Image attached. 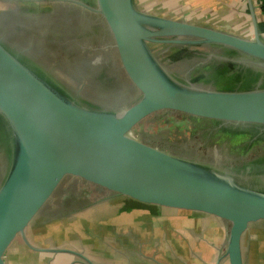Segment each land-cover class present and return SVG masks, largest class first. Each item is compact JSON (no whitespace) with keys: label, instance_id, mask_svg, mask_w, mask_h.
I'll list each match as a JSON object with an SVG mask.
<instances>
[{"label":"water","instance_id":"1","mask_svg":"<svg viewBox=\"0 0 264 264\" xmlns=\"http://www.w3.org/2000/svg\"><path fill=\"white\" fill-rule=\"evenodd\" d=\"M246 2L249 38L143 12L134 0H94L92 8L85 6L105 25L122 73L138 92L122 111L84 105L0 38V116L11 139L0 183V264H8L6 255L17 239L35 252L70 254L94 264L71 249L36 248L25 234L69 178L109 197L214 217L226 226L216 264L222 259L244 264L243 237L264 225V156L232 169L201 161L189 148L190 136L199 133L191 119L248 133L251 143L264 141V35L252 0ZM153 44L214 48L202 54L203 61L226 69L214 83L237 88L211 89L179 79L160 62ZM145 122L160 132L188 135L186 154L138 138L134 131Z\"/></svg>","mask_w":264,"mask_h":264},{"label":"flooded vegetation","instance_id":"2","mask_svg":"<svg viewBox=\"0 0 264 264\" xmlns=\"http://www.w3.org/2000/svg\"><path fill=\"white\" fill-rule=\"evenodd\" d=\"M12 1H25L28 4L42 3L38 5L42 7H45L44 3H47L49 9L45 7L46 9L37 11L32 9L33 7L25 6L26 4H18L7 9L6 13L3 12L0 15V33H3L2 36L10 41V44H6L11 45L10 47L25 60L30 61L63 85L79 101L82 100L84 105L110 110L112 97L126 94L128 98L135 92L138 94L133 87L127 85L128 81L111 48V36L105 25L96 14L86 8H92L94 0H75L86 7L78 5L74 0L69 2L62 0ZM4 16L5 19H1ZM7 28L11 30L8 31ZM194 49H199V53ZM213 50L214 48L208 47L177 46L176 50L171 52V57H168L171 54L168 51L161 52L165 62L161 61L157 54L155 55L163 66L179 79L211 89H236L235 83L231 85L232 87L225 88L217 85L225 68L217 61H203L202 55ZM189 57L195 59L190 60ZM196 59L202 60L203 63L197 64ZM62 76H66L67 81L64 79L66 77ZM186 76L188 78H183ZM209 79L212 80L211 83ZM86 89L89 91L86 92ZM190 123H193L199 132L190 136L191 142L209 147L210 152L204 157L222 167L241 168L244 164L252 163L264 156V141L251 143L252 136L248 133L219 128L217 123L204 120L191 119ZM192 136L199 137L201 144ZM154 144L161 149H168L171 153H178L175 147L168 148L165 145ZM192 147L189 148L191 155L200 157L202 148L196 150L197 146ZM10 153L9 131L4 119L0 116V183L8 169ZM76 188L73 184L66 185L67 193H64L62 198L61 195L59 199H56L58 203L51 211L61 212V210L83 205L89 202L96 192H99L92 186L85 189ZM75 190L78 192L76 193Z\"/></svg>","mask_w":264,"mask_h":264},{"label":"rangeland","instance_id":"3","mask_svg":"<svg viewBox=\"0 0 264 264\" xmlns=\"http://www.w3.org/2000/svg\"><path fill=\"white\" fill-rule=\"evenodd\" d=\"M18 4H26L25 6L33 7L32 9L37 11L49 6L47 3H44L45 8L38 6L42 3L31 2L28 4L25 1L0 0V15ZM135 5L141 11L151 9L147 7V4H142L140 0H136ZM254 7L258 12L257 6L254 5ZM154 10L151 12L158 16L171 17L164 5L155 6ZM184 12L187 17L185 21L191 22L188 21V18L193 14L190 11ZM256 18L262 27L264 22L259 12L256 14ZM1 19H5V16ZM194 24L207 27L210 25L207 21L206 23ZM243 26L241 22L235 23L230 26V29H222L221 31L246 38L251 37V28L243 31L241 30L244 28ZM7 30L10 31L11 28H7ZM2 35L3 33H0V37ZM3 39L10 44L6 37ZM151 48L161 61L165 62L161 52L168 51L171 53L176 50L177 46L153 44ZM194 50L199 53V49ZM169 55L168 57H171L172 53ZM189 58L190 60L195 59L194 57ZM196 60H198L197 63L201 64V60ZM183 78H188V76ZM64 79L67 81V77ZM210 81L212 80L209 79ZM127 85L131 87L129 83ZM127 96L125 94L124 96L112 97L110 100L112 109L122 111L137 99L138 94L135 92L128 98ZM159 130L156 126H149L145 122L141 127L135 129L134 134L140 139L151 140L152 143L165 145L168 148L175 147L178 152H182L184 145L190 143L186 134L179 135L173 131L160 132ZM152 137L154 139H151ZM197 142L201 144L199 140ZM194 143L192 142L191 146H197L196 150L202 148L199 159L210 161L204 157L210 152L209 147ZM181 154L186 153L182 152ZM82 183L76 179H66L52 199L32 221L28 231L32 232L34 242L37 245L68 246L82 251L83 254H88L101 264H214V262L216 264L217 253L219 252L221 255L224 251L223 241L226 226L221 221L204 213L161 208L138 203L126 197H109L110 193L104 190L96 192L91 200L83 205L61 210L60 213L51 211L58 203L56 199H59L61 195L62 198L64 193H67L65 192L66 185L73 184L75 188H82ZM75 192L78 191L75 190ZM215 223L222 226L217 232L213 230ZM39 225L43 227L39 229ZM261 231H264V225L251 227L247 236L243 237L242 256L244 264H264V238L261 237L262 234L264 236V233ZM19 240L15 241L18 242ZM248 243L250 247L247 245ZM9 254L12 264H29L24 262L25 257L18 248L9 249Z\"/></svg>","mask_w":264,"mask_h":264},{"label":"crops","instance_id":"4","mask_svg":"<svg viewBox=\"0 0 264 264\" xmlns=\"http://www.w3.org/2000/svg\"><path fill=\"white\" fill-rule=\"evenodd\" d=\"M141 3L147 4V7H150L151 9L149 11H143L150 14H154L151 11H155V6H162L164 5L166 10L169 11V15L171 19L185 21L186 15L184 14L186 11L189 12L192 15L188 18V21H191L189 23H209L208 27H211L213 29L218 30H228L230 29V26L234 25L235 23H243V31L248 30L251 26V20L249 17V11L246 0H140ZM136 3V0H134ZM253 5H255L254 0H252ZM171 12V13H170ZM256 14L258 13L255 9ZM173 13V14H172ZM156 15V14H154ZM196 16V17H195ZM201 20V21H200ZM197 21V22H196ZM204 21V22H203ZM186 22V21H185ZM214 23V24H213ZM262 32V31H261ZM81 182V181H80ZM82 189L87 188V184L82 183ZM31 224V223H30ZM31 225L28 226V228ZM43 226L39 225V229H41ZM222 227L218 225L217 223L214 224L213 230L218 231V229ZM28 228L26 229V237L31 245H33L36 248H66L71 249L77 252H80L83 254L82 251H78L74 248L68 247V246H62V245H37L34 241V237L32 232L28 231ZM261 233H264V231H261ZM263 235V234H262ZM264 238V236H262ZM247 236V234L245 235ZM225 237V236H224ZM16 242V241H15ZM15 242L12 244V246L9 248H18V250L23 254L24 262L29 264H83L80 259L77 257L70 255V254H64V253H46V252H35L27 248L24 243L19 240L18 242ZM224 243V241H223ZM249 245V243L247 244ZM250 247V245H249ZM9 252V250H8ZM223 253V252H222ZM88 259H90L94 264H101L100 262H97L94 258L89 256L88 254H83ZM10 254L6 255L8 264H12L10 260ZM219 252L217 253L216 257H219ZM216 261V258H215ZM215 264V262H214ZM219 264H228L226 259H222Z\"/></svg>","mask_w":264,"mask_h":264},{"label":"trees","instance_id":"5","mask_svg":"<svg viewBox=\"0 0 264 264\" xmlns=\"http://www.w3.org/2000/svg\"><path fill=\"white\" fill-rule=\"evenodd\" d=\"M255 5L257 6L258 12L260 14V16L263 18V22H264V0H254ZM260 31H262V33H264V24L262 25V27L258 24ZM60 213V212H58ZM60 216V215H59Z\"/></svg>","mask_w":264,"mask_h":264},{"label":"built area","instance_id":"6","mask_svg":"<svg viewBox=\"0 0 264 264\" xmlns=\"http://www.w3.org/2000/svg\"><path fill=\"white\" fill-rule=\"evenodd\" d=\"M263 35H264V33H263Z\"/></svg>","mask_w":264,"mask_h":264}]
</instances>
